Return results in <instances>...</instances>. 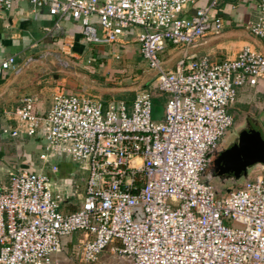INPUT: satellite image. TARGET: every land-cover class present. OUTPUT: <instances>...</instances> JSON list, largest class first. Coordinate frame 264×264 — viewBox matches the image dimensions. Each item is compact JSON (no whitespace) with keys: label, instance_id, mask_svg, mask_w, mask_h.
<instances>
[{"label":"built area","instance_id":"1","mask_svg":"<svg viewBox=\"0 0 264 264\" xmlns=\"http://www.w3.org/2000/svg\"><path fill=\"white\" fill-rule=\"evenodd\" d=\"M200 1L30 0L73 20L88 43L112 47L116 59L132 35L151 81L131 107L65 89L45 114L33 96L20 101L11 136L43 132L41 161L88 162L90 174L81 207L66 213L61 203L71 204V196L55 190L45 171L12 174L0 190V264H52L76 235L73 248L89 264L107 249L132 264H264V166L226 195L203 180L235 126L230 109L239 89L264 82V54L245 47L219 63L186 54L175 68L162 56L225 28L212 12L226 0L196 7ZM256 1L259 17L249 31L264 40V0ZM13 2L0 0V19ZM9 71H19L15 55L0 64V78ZM154 90L167 97L162 119L154 118Z\"/></svg>","mask_w":264,"mask_h":264},{"label":"crops","instance_id":"2","mask_svg":"<svg viewBox=\"0 0 264 264\" xmlns=\"http://www.w3.org/2000/svg\"><path fill=\"white\" fill-rule=\"evenodd\" d=\"M209 3L210 0H202L196 7L208 6ZM196 7H193L191 14H194ZM212 15L222 17L225 28L220 32H211L200 45L187 50L169 48L164 54L169 67L175 68L176 63L186 54L199 58L207 56L213 63L233 59L245 47L264 54V40L254 37L249 31V27L259 17L256 0H226L221 9L213 11ZM132 39V35L127 37L125 44L120 45L118 50L129 54L138 53L140 56L138 44L133 43ZM105 51L106 46L88 43L81 27L73 20H60L47 9H35L30 0H14L12 7L5 11L0 19V64L15 55L19 71H9L0 78V190L8 186L12 174L20 171H45L52 178L58 192L66 190L65 186L73 185L72 180L78 179V166L64 156L53 160V165L59 168L57 174L40 163L38 153L44 145L43 132L35 137H28L25 133L17 138L11 136L10 131L18 126L14 111L23 98L33 96L37 100V111L45 114L52 108L53 97L60 89L69 93H93L92 90L98 88L100 92L93 93L98 97H102L101 93H109L106 95L109 98L103 99L106 105L112 100L127 103V99L131 98L134 101L136 89L118 86L99 88L94 82L88 81L87 75L76 72L78 66L93 68L91 64L94 62L102 66L107 57ZM51 57L56 59L55 62L64 60L73 69L72 74L66 73L65 77L57 80L52 77L43 78L40 74L43 68L40 66L51 62ZM230 112L235 125L239 124L238 128L258 129L264 135V82L255 87L239 89L238 98ZM226 139H223L220 147L225 146L223 143ZM86 177L80 178L81 181L85 183ZM81 189L84 187L81 186ZM75 194L85 195V190L78 189ZM80 204V200L71 198V204L64 206L65 212L75 211L81 207ZM75 243H78L76 238L74 244H69L67 248H72ZM66 255L64 251L56 254L52 264L67 263L65 261L69 257ZM74 255L77 258V253ZM95 263L132 264L129 259L116 255L111 249L103 252Z\"/></svg>","mask_w":264,"mask_h":264},{"label":"rangeland","instance_id":"3","mask_svg":"<svg viewBox=\"0 0 264 264\" xmlns=\"http://www.w3.org/2000/svg\"><path fill=\"white\" fill-rule=\"evenodd\" d=\"M138 31H140L138 29ZM112 47L106 46V60L105 63L101 65L91 64L93 68H88V67H80L78 66V70L76 71L77 73H81L84 75L88 76V81L94 82L97 87L99 88H113L115 86L118 87H123V88H133L136 89L135 91L137 92L139 89L149 87L150 86V79H151V74L150 71L147 68L146 62L142 59L141 55L139 56L138 53H127L125 52L124 54L121 53L120 59H116L113 56L112 52ZM166 53V52H165ZM164 53V54H165ZM164 54L162 55L164 57ZM51 62L45 63L41 65L40 67L43 68V71L40 72L41 75H43V78L50 79L51 77L54 79H61V77H65L67 74L70 73L72 74V68L69 67L64 60L62 61H54V57H51ZM65 59V58H64ZM116 78H119L116 79ZM93 93H99L100 89L94 88L92 90ZM73 93H78V92H73ZM93 93H85V92H79L78 94H84L86 96L92 97V98H99V99H108L109 97H106V95H109L108 92L101 93L102 97H98L96 94ZM165 99L167 100V97L165 94H163ZM129 100V101H128ZM133 99H127L128 106L131 107L133 105L132 101ZM135 100V99H134ZM165 109V108H164ZM44 114V113H41ZM239 124H236L232 131L230 130L228 134L226 135V142L223 144L227 145L233 141L236 137H238L241 133H243L246 130H250L249 128H238ZM222 144V145H223ZM43 147H45V142ZM224 147V146H223ZM43 150V148H42ZM40 151L38 153V160L40 163H44L46 168H51L52 165L54 164L53 160H51L49 163L41 162L40 160V155L43 151ZM77 167V176L78 179L72 180L74 183L73 185L71 184L70 186H65L66 190L60 191L61 194L66 197L67 193L70 194L71 198L74 200H80L81 203L83 202L84 195H77L75 194L76 191L79 190H86L87 187V182L89 179V174H90V169H89V163H76ZM221 166L218 165L217 162H214L209 170V173L211 174H216L218 175L221 173ZM87 173V174H86ZM87 176V177H86ZM85 179V183L81 181V179ZM81 178V179H80ZM249 178H253V175H249ZM204 180V178H203ZM246 178L244 176H241L239 179H228L223 177L222 179L220 177L216 178L215 180L213 179L212 183L217 185L219 188H221V194L220 195H226L228 191L234 190L236 188H240L244 185ZM81 186L84 187V189H81ZM238 186V187H236ZM65 205H68V203H61V211L65 212ZM64 241H68L67 239H64ZM64 253H66L69 257L65 262L67 263H62V264H83L80 261V258L77 254V258H74V254H76L75 249L72 248H66L64 249ZM74 253V254H73ZM66 255V256H67ZM73 256V257H72ZM84 264H89V263H84ZM96 264V263H93ZM114 264V263H113Z\"/></svg>","mask_w":264,"mask_h":264},{"label":"water","instance_id":"4","mask_svg":"<svg viewBox=\"0 0 264 264\" xmlns=\"http://www.w3.org/2000/svg\"><path fill=\"white\" fill-rule=\"evenodd\" d=\"M221 166V173L214 174L213 179L223 177L239 179L251 169L264 166V135L258 129L246 130L231 143L221 147L212 155L211 163ZM253 169L251 175L255 173ZM212 178V177H210Z\"/></svg>","mask_w":264,"mask_h":264},{"label":"trees","instance_id":"5","mask_svg":"<svg viewBox=\"0 0 264 264\" xmlns=\"http://www.w3.org/2000/svg\"><path fill=\"white\" fill-rule=\"evenodd\" d=\"M152 95H153V101H154V118H156V119H162L163 118L165 104H166V99H165L164 95L162 93L158 92L157 90H154L152 92ZM210 168H211V166L208 167L207 171L205 172V174H204V180H206V182H209V183L213 184L212 181H213V175L214 174L209 173ZM253 169H257V168H253ZM253 169H251L244 176L246 178L245 182L250 179L249 178V175L251 174V172H252ZM210 177H212V180L210 179ZM232 179H234V181H236L235 178H232ZM213 185L215 186V184H213ZM236 187H238V186H236ZM217 188H218L219 191H221V188H219V187H217ZM78 237H79V235H76L75 238H78Z\"/></svg>","mask_w":264,"mask_h":264},{"label":"flooded vegetation","instance_id":"6","mask_svg":"<svg viewBox=\"0 0 264 264\" xmlns=\"http://www.w3.org/2000/svg\"><path fill=\"white\" fill-rule=\"evenodd\" d=\"M219 148H221V147H219Z\"/></svg>","mask_w":264,"mask_h":264}]
</instances>
